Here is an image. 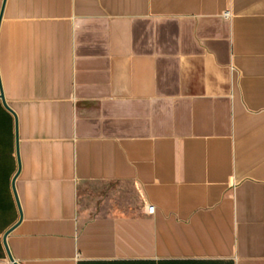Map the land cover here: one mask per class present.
<instances>
[{
  "label": "crops",
  "instance_id": "1",
  "mask_svg": "<svg viewBox=\"0 0 264 264\" xmlns=\"http://www.w3.org/2000/svg\"><path fill=\"white\" fill-rule=\"evenodd\" d=\"M0 86V264L16 146L20 264H264V0H5Z\"/></svg>",
  "mask_w": 264,
  "mask_h": 264
},
{
  "label": "rangeland",
  "instance_id": "2",
  "mask_svg": "<svg viewBox=\"0 0 264 264\" xmlns=\"http://www.w3.org/2000/svg\"><path fill=\"white\" fill-rule=\"evenodd\" d=\"M121 198L137 203V196L127 183L112 181L101 186L87 183L78 189V203L82 204L117 202Z\"/></svg>",
  "mask_w": 264,
  "mask_h": 264
},
{
  "label": "water",
  "instance_id": "3",
  "mask_svg": "<svg viewBox=\"0 0 264 264\" xmlns=\"http://www.w3.org/2000/svg\"><path fill=\"white\" fill-rule=\"evenodd\" d=\"M4 1H2V5H1V10H0V19H1V14H2V9H3V5H4ZM0 99L4 105V107L6 109H8L9 111H11V109L9 108V106L7 105L5 99H4V96H3V93H2V89H1V86H0ZM12 112V111H11ZM15 127H16V134H17V121H16V117H15ZM16 154H17V160H18V169L12 179V190H13V194H14V197H15V200H16V204H17V207H18V211H19V219L18 221L12 225L9 229H7L4 234H3V244H4V247H5V250H6V253H7V256H8V259L11 263L13 264H20L18 263L11 255L10 253V250L8 248V245H7V242H6V237L7 235L9 234V232L18 224V222H20L21 218H22V212H21V208H20V204H19V201H18V196H17V193H16V189H15V185H14V180L16 178V176L18 175V172L20 170V159H19V153H18V146H16Z\"/></svg>",
  "mask_w": 264,
  "mask_h": 264
},
{
  "label": "built area",
  "instance_id": "4",
  "mask_svg": "<svg viewBox=\"0 0 264 264\" xmlns=\"http://www.w3.org/2000/svg\"><path fill=\"white\" fill-rule=\"evenodd\" d=\"M224 16H225V17L227 16V12L224 13ZM146 211H147V213H153V211H154V207H153V205L148 204V205L146 206Z\"/></svg>",
  "mask_w": 264,
  "mask_h": 264
}]
</instances>
